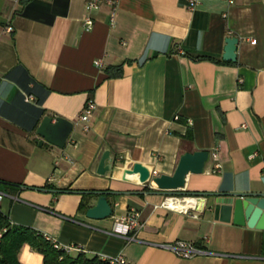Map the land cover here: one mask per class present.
<instances>
[{
    "label": "crops",
    "instance_id": "0c3cea01",
    "mask_svg": "<svg viewBox=\"0 0 264 264\" xmlns=\"http://www.w3.org/2000/svg\"><path fill=\"white\" fill-rule=\"evenodd\" d=\"M110 1L114 24L103 2L83 29L84 0H0L1 209L129 264H264V227L215 218L208 193L264 188V0ZM227 37L238 39L234 61L222 59ZM119 63L121 75L109 77L105 68ZM88 99L95 107L83 123ZM45 114L72 121L63 147L39 145ZM198 150L209 153L203 170L177 189L157 190L132 171L140 162L171 175L183 153ZM90 189L103 190L110 215L90 218L78 207ZM170 192L195 196V208L163 206ZM132 209L141 225L127 240L112 229ZM176 239L213 253L181 257L161 245ZM30 246L20 247V261L42 264Z\"/></svg>",
    "mask_w": 264,
    "mask_h": 264
},
{
    "label": "water",
    "instance_id": "95a60500",
    "mask_svg": "<svg viewBox=\"0 0 264 264\" xmlns=\"http://www.w3.org/2000/svg\"><path fill=\"white\" fill-rule=\"evenodd\" d=\"M238 39L236 37H227L225 46L223 47L222 59L226 61H234L236 57L235 46ZM36 133L40 135L41 140L51 143L57 147H63L69 136L73 126L72 121L62 117L46 115L41 123L37 126ZM208 151L198 150L183 153L177 160L174 172L169 174L150 175L153 173L149 165L140 162L132 163V171L138 173L140 183H149L152 187L161 190H173L181 187L185 183V175L187 173H200ZM109 159V152L103 151L99 162L97 163L96 173L103 174L110 167L104 161ZM97 194L95 202L88 205L85 214L90 218H102L112 213V206L107 202L105 193L94 191ZM214 197L210 208L213 210L212 216L222 220H232L235 223L246 224L247 226L264 227V188L251 191H213L208 192Z\"/></svg>",
    "mask_w": 264,
    "mask_h": 264
},
{
    "label": "trees",
    "instance_id": "16d2710c",
    "mask_svg": "<svg viewBox=\"0 0 264 264\" xmlns=\"http://www.w3.org/2000/svg\"><path fill=\"white\" fill-rule=\"evenodd\" d=\"M27 1V0H20ZM202 58H212L205 55ZM121 65H113L105 68L109 77L121 75ZM12 191H19L22 184L5 183ZM47 187H51L48 186ZM14 189V190H13ZM94 191L102 192L103 190H85L78 207L86 209L90 203V196L95 194ZM0 264H23L19 258V249L23 243H29L31 248L39 251L43 255L42 264H112L105 259L100 258L98 254L90 253L74 243V250L64 251L61 246H54L52 238L46 236L42 230L34 226L13 222L9 213L3 211L0 207ZM55 239V238H54ZM58 241L57 239H55ZM59 242V241H58Z\"/></svg>",
    "mask_w": 264,
    "mask_h": 264
},
{
    "label": "built area",
    "instance_id": "2783aa9c",
    "mask_svg": "<svg viewBox=\"0 0 264 264\" xmlns=\"http://www.w3.org/2000/svg\"><path fill=\"white\" fill-rule=\"evenodd\" d=\"M227 2V4H232L234 2V0H225ZM85 2V11H84V17L82 20V28L83 29H89L91 27V25H93L94 22V17L92 15L93 12L97 11L101 4L103 2L107 3L108 6H110V11H108V15H109V21H110V25L114 24V12L113 10H115V4L113 1L110 0H84ZM194 1L191 0L190 4L191 6L194 5ZM12 26L8 25L5 28V31L7 32H11L12 31ZM251 43H255V39H250ZM96 65H101V61L97 60L95 61ZM95 107V102L92 99H88L84 106L80 109V113L78 116V120L80 122H87V120L90 118V116L93 113V109ZM87 125H84V128H86ZM211 159H214L216 157V153H212L211 155ZM216 166H218L216 164ZM155 174L154 172L150 175ZM3 192H0V199L3 196ZM186 197H190L192 198V202L191 204H186V205H181V206H176V205H172L169 201V199H177V198H186ZM176 196V195H167L165 196L164 199H162L161 204L165 207L168 208H172L176 209V210H180V211H186L190 208V207H194L196 206L195 203V196ZM139 212L137 210L132 209V211L130 210L128 213L126 214H122L119 215L118 217L116 216L114 218L115 220V227L114 229H112L113 232L115 233H119L121 234L125 239L130 240L133 238H135V233L134 230L141 225V221L138 217ZM1 233V232H0ZM46 236L50 237L53 239L54 241V246H61L62 249H64V251H72L74 250V243L73 242H66L61 243L56 241L53 236L44 233ZM162 246H164L165 248H168L172 251H174V253H176L177 255L181 256V257H188L190 255L193 254H212L213 252L210 251L209 249H207L206 247H202L201 246H197L192 244L191 242H187V240L184 239H176L174 241L171 242H165L161 244ZM102 259H105V261H109L112 264H129L123 257V255L120 253L117 254H113V255H108V254H101L100 255Z\"/></svg>",
    "mask_w": 264,
    "mask_h": 264
},
{
    "label": "bare ground",
    "instance_id": "6f19581e",
    "mask_svg": "<svg viewBox=\"0 0 264 264\" xmlns=\"http://www.w3.org/2000/svg\"><path fill=\"white\" fill-rule=\"evenodd\" d=\"M192 198H177V199H169L170 203L173 205H176V206H181V205H186V204H191L192 202Z\"/></svg>",
    "mask_w": 264,
    "mask_h": 264
},
{
    "label": "rangeland",
    "instance_id": "374dc122",
    "mask_svg": "<svg viewBox=\"0 0 264 264\" xmlns=\"http://www.w3.org/2000/svg\"><path fill=\"white\" fill-rule=\"evenodd\" d=\"M168 195H176L177 196V195H180V194H177V193H174V192H170V193H168ZM180 196H182V195H180Z\"/></svg>",
    "mask_w": 264,
    "mask_h": 264
}]
</instances>
